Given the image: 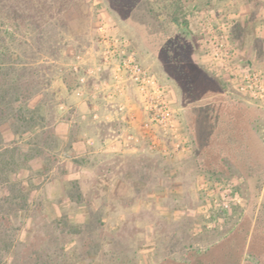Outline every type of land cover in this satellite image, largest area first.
Returning <instances> with one entry per match:
<instances>
[{
  "label": "rangeland",
  "instance_id": "1",
  "mask_svg": "<svg viewBox=\"0 0 264 264\" xmlns=\"http://www.w3.org/2000/svg\"><path fill=\"white\" fill-rule=\"evenodd\" d=\"M227 1L0 0V28L10 32L11 48L39 63L32 105L44 116L23 135L1 126L6 144L35 157L22 156L12 177L25 205L0 207L10 213L0 246L13 238L0 264H264V110L217 72L201 30L207 21L228 22L240 52L233 38L240 13ZM99 15L155 74L166 109L160 99L149 105L131 80H113L110 68L98 71ZM213 110L232 122L234 137L247 140L248 158L233 147L212 149L219 133H212ZM152 125L157 145L147 136ZM183 137L188 151L175 149ZM106 138L110 159L102 153ZM142 146L139 156L115 152ZM117 172L130 177L129 192L106 175ZM222 179L239 202L209 228L200 184ZM3 194L0 186V201Z\"/></svg>",
  "mask_w": 264,
  "mask_h": 264
},
{
  "label": "built area",
  "instance_id": "2",
  "mask_svg": "<svg viewBox=\"0 0 264 264\" xmlns=\"http://www.w3.org/2000/svg\"><path fill=\"white\" fill-rule=\"evenodd\" d=\"M97 24L102 45V64L98 66V71L110 68L113 74V80H131L137 86L141 97L145 98L149 105H152L156 99H160L166 109L168 104L166 102L164 88L158 82L155 74L140 64L135 56V52H128L129 41L115 33L105 16L99 15ZM229 27L230 24L228 22L215 26L211 21H207L204 22L201 30L207 36L206 41L210 47L212 59L215 63L221 62L227 66L231 82L236 90L250 102L264 110V67L251 62L243 65L239 63L238 67H233L232 59L237 53V49L230 42ZM117 56L119 58L117 61H114ZM75 69L77 70L78 66H75ZM88 72H93V69L89 68ZM86 79L85 76H82L79 80L84 82ZM151 110H153V107ZM166 112L168 116L170 110ZM151 120L153 123L155 122V114H152ZM171 123L170 115L167 117V122L164 117L162 128L160 127V129L165 136L169 134ZM152 126L147 131V136L153 145H157L160 143V138L155 133V125ZM130 137L133 138L134 136L131 135ZM145 137H136L134 140L138 142ZM189 148L186 137H183L182 141L175 144L176 150L188 151ZM200 190L205 196L204 203L201 206V213L206 226L209 228L213 227V221L219 217V214L229 211L234 201L239 202V199H235L231 195V192L234 190V185L226 179L214 181L205 180L201 182Z\"/></svg>",
  "mask_w": 264,
  "mask_h": 264
},
{
  "label": "trees",
  "instance_id": "3",
  "mask_svg": "<svg viewBox=\"0 0 264 264\" xmlns=\"http://www.w3.org/2000/svg\"><path fill=\"white\" fill-rule=\"evenodd\" d=\"M180 25L187 28L188 22L183 20ZM9 36L10 32L0 28V186L3 187L4 192L0 207L6 203L21 208L25 205L27 196L16 188L19 183L12 177L21 167L20 158L22 156L29 159L35 157V155L28 156L18 147L6 144L1 126L9 123L15 134L23 135L34 130L40 124V120L44 119V116L40 114L39 106L32 105V100L40 92L39 63L29 62L23 58L20 52L13 50ZM186 80L190 81L189 76ZM64 81L68 89H73V85L66 78H64ZM211 117L213 120L212 133L219 132L212 134L217 138V143L212 145V149L233 147V149H237L236 154L240 159L248 158L247 150L250 145L246 139L240 140L234 137L236 131L232 127V122L225 121L215 110L212 111ZM223 142L226 145L222 144ZM249 167L251 169L252 166L249 165ZM18 190L19 193H17ZM1 209H4V207L0 208V225L9 223L10 213H4ZM9 241L0 246V255L3 251L11 248L13 238Z\"/></svg>",
  "mask_w": 264,
  "mask_h": 264
},
{
  "label": "crops",
  "instance_id": "4",
  "mask_svg": "<svg viewBox=\"0 0 264 264\" xmlns=\"http://www.w3.org/2000/svg\"><path fill=\"white\" fill-rule=\"evenodd\" d=\"M227 7L234 11H238L240 24L234 29L233 38L236 39L237 43L241 44L239 47L240 52L233 56L232 64L233 67H238L239 62L248 59L253 64L264 67V0H229L227 1ZM240 54V55H239ZM216 70L220 75H224L228 81H231L227 66L221 62L216 64ZM224 73H227L225 76ZM106 147L103 148L102 153L106 156V159H110L112 150L109 149V140L106 138ZM144 147H139L126 151L120 147L115 149L117 155L121 156H139L143 154ZM132 151V152H131ZM135 151V152H133ZM108 178L115 181L117 186L127 187L128 192L131 190L128 181L130 177L124 172H117L116 175L106 174Z\"/></svg>",
  "mask_w": 264,
  "mask_h": 264
}]
</instances>
